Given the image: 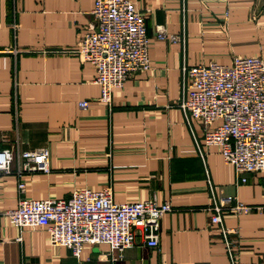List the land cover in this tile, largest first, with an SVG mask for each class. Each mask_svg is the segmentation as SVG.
Listing matches in <instances>:
<instances>
[{
	"label": "crops",
	"instance_id": "0c3cea01",
	"mask_svg": "<svg viewBox=\"0 0 264 264\" xmlns=\"http://www.w3.org/2000/svg\"><path fill=\"white\" fill-rule=\"evenodd\" d=\"M132 1L145 15L152 68L130 75L106 104L95 66L77 51L94 24L95 0H0V145L51 151L49 173L20 177L16 164L0 177V211L17 206L19 178L36 199L110 186L93 168L111 152L115 171L126 173V183H113L116 201L171 203L158 246L137 229L121 260L106 257L107 244L77 258L43 228L20 229L4 217L0 264H264V208L215 209L229 195L264 206V173L242 182L183 107L189 67L231 64L236 55L264 60V0ZM216 213L219 223L211 221Z\"/></svg>",
	"mask_w": 264,
	"mask_h": 264
},
{
	"label": "built area",
	"instance_id": "2783aa9c",
	"mask_svg": "<svg viewBox=\"0 0 264 264\" xmlns=\"http://www.w3.org/2000/svg\"><path fill=\"white\" fill-rule=\"evenodd\" d=\"M94 24L82 36L78 53L82 60L96 68L99 100L111 104L113 91L127 78L152 68L149 55L150 38L144 13L132 0H95ZM160 39L168 38L163 25L157 26ZM173 40L177 37L172 36ZM187 97L183 107L190 117L204 127V143L209 149L218 147L227 164L234 167L242 182L247 174L264 173V60L256 55H236L231 64L211 61L187 69ZM83 108L90 101H80ZM51 151L48 147L21 149L18 142L11 147L0 145V177L41 171L49 173ZM20 197L15 208L0 211L20 229L43 228L54 245L65 246L77 258L87 247L107 244L108 259L124 258L126 249L135 243L141 230L149 247H157L161 220L172 210L169 201L156 198L120 202L109 188L75 189L69 198L36 199L25 196L27 185L18 179ZM254 206L237 196H226L215 208L248 214ZM211 221L219 223V213Z\"/></svg>",
	"mask_w": 264,
	"mask_h": 264
},
{
	"label": "rangeland",
	"instance_id": "374dc122",
	"mask_svg": "<svg viewBox=\"0 0 264 264\" xmlns=\"http://www.w3.org/2000/svg\"><path fill=\"white\" fill-rule=\"evenodd\" d=\"M113 158L114 156H112L111 152H108L106 155H104V157H102L103 162L100 161L98 167L95 166L94 168L93 167L92 168L94 171L99 173L100 180L106 177L107 180L111 182V184L110 183L108 184L110 186L106 188L111 189L114 193V190H116L117 188L113 186V183H119V181L120 183L121 181L122 183H126V173L115 171ZM119 190H126V189H119Z\"/></svg>",
	"mask_w": 264,
	"mask_h": 264
}]
</instances>
